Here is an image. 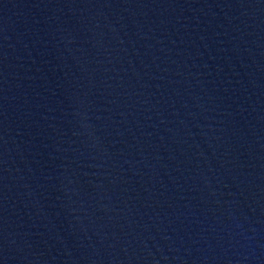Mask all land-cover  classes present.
I'll use <instances>...</instances> for the list:
<instances>
[{
    "label": "water",
    "instance_id": "1",
    "mask_svg": "<svg viewBox=\"0 0 264 264\" xmlns=\"http://www.w3.org/2000/svg\"><path fill=\"white\" fill-rule=\"evenodd\" d=\"M0 264H264V0H0Z\"/></svg>",
    "mask_w": 264,
    "mask_h": 264
}]
</instances>
